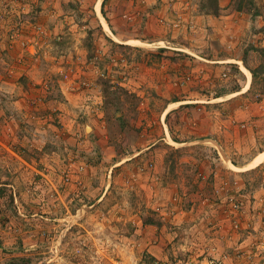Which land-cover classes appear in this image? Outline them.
<instances>
[{"label":"rangeland","instance_id":"rangeland-1","mask_svg":"<svg viewBox=\"0 0 264 264\" xmlns=\"http://www.w3.org/2000/svg\"><path fill=\"white\" fill-rule=\"evenodd\" d=\"M262 1L0 0V264H264Z\"/></svg>","mask_w":264,"mask_h":264},{"label":"built area","instance_id":"built-area-1","mask_svg":"<svg viewBox=\"0 0 264 264\" xmlns=\"http://www.w3.org/2000/svg\"><path fill=\"white\" fill-rule=\"evenodd\" d=\"M209 264H228V256H223L218 259H211Z\"/></svg>","mask_w":264,"mask_h":264},{"label":"bare ground","instance_id":"bare-ground-1","mask_svg":"<svg viewBox=\"0 0 264 264\" xmlns=\"http://www.w3.org/2000/svg\"><path fill=\"white\" fill-rule=\"evenodd\" d=\"M243 69L245 72H248V70L245 68V66H243ZM264 162V152L261 153L255 160L254 162L252 163L251 166H257V165H260Z\"/></svg>","mask_w":264,"mask_h":264},{"label":"crops","instance_id":"crops-1","mask_svg":"<svg viewBox=\"0 0 264 264\" xmlns=\"http://www.w3.org/2000/svg\"><path fill=\"white\" fill-rule=\"evenodd\" d=\"M262 3L264 4V2L262 1ZM264 6V5H263ZM262 18H264V16L262 17Z\"/></svg>","mask_w":264,"mask_h":264}]
</instances>
